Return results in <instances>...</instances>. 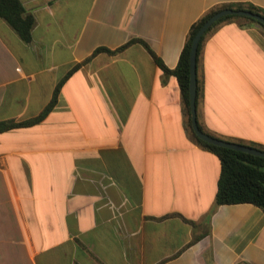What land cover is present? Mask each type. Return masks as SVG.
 Returning <instances> with one entry per match:
<instances>
[{
	"label": "crops",
	"instance_id": "crops-1",
	"mask_svg": "<svg viewBox=\"0 0 264 264\" xmlns=\"http://www.w3.org/2000/svg\"><path fill=\"white\" fill-rule=\"evenodd\" d=\"M0 18V264H264V212L215 206V154L190 135L172 70L191 25L264 0H20ZM221 23L197 60V122L264 147V34ZM93 55V56H92ZM89 61L84 62L89 59ZM77 64H81L67 76Z\"/></svg>",
	"mask_w": 264,
	"mask_h": 264
},
{
	"label": "trees",
	"instance_id": "trees-1",
	"mask_svg": "<svg viewBox=\"0 0 264 264\" xmlns=\"http://www.w3.org/2000/svg\"><path fill=\"white\" fill-rule=\"evenodd\" d=\"M223 9L246 10L264 17L263 9L250 4L221 5L210 9L206 14H204L202 17H200L196 22H194L191 25L186 37V41L179 55L177 65L172 70L165 67V65L155 56V54L150 50V48L146 45L145 42L137 39L128 42L121 48H118L117 50L114 51L105 48H99L94 52L93 55L99 52L115 54L122 51L131 43L138 42L142 44L151 54L152 58L154 59L158 67L166 75H173L176 77L178 85L180 87L182 103L184 106V113L186 116V124L191 137L202 148L215 154L220 161L221 172L217 182V191L215 194V201H214L215 206L248 203L257 206L264 212V158L243 153L240 151L217 147L208 144L204 141H201L193 133L190 125L189 54H190L191 44L196 32L201 27V25L211 15ZM0 18L4 19L14 29V31L18 34V36L23 42L25 43L30 42L31 32L34 27L35 19L31 13L26 12L20 0H0ZM232 20L242 22L241 23L242 25H257L260 28L261 32L264 34V26L255 20L248 18H241L237 16H225L220 20L216 21L211 26V28H209L207 32L202 36L197 49V60H198V54L207 36H209L221 23ZM89 60L90 58L85 60L84 62H87ZM80 65L81 64L75 65L68 72L67 76L70 75L73 71H75ZM64 79H62L58 83V85L54 89L49 104L39 116L22 122H14V121L0 122V133L14 128L28 127L41 120L46 115V113L49 112L51 108L54 106L57 99L59 88L63 83ZM197 93H198V78H197ZM247 146H251L264 151V147L260 145L249 144Z\"/></svg>",
	"mask_w": 264,
	"mask_h": 264
},
{
	"label": "water",
	"instance_id": "water-1",
	"mask_svg": "<svg viewBox=\"0 0 264 264\" xmlns=\"http://www.w3.org/2000/svg\"><path fill=\"white\" fill-rule=\"evenodd\" d=\"M225 16H237L241 18H248L255 20L264 26V17L246 11V10H237V9H223L211 15L198 29L196 32L189 54V114H190V125L193 133L196 137L204 141L208 144L227 148L235 151H240L243 153L251 154L254 156H258L264 158V151L259 150L257 148L247 146L244 144H239L236 142H230L218 139L213 137L207 133H205L202 129H200L198 122H197V109H196V99H197V49L199 42L202 36L207 32L209 28L218 20Z\"/></svg>",
	"mask_w": 264,
	"mask_h": 264
}]
</instances>
